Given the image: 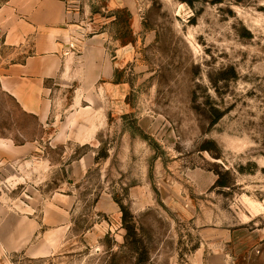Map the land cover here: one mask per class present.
<instances>
[{
    "label": "rangeland",
    "instance_id": "rangeland-1",
    "mask_svg": "<svg viewBox=\"0 0 264 264\" xmlns=\"http://www.w3.org/2000/svg\"><path fill=\"white\" fill-rule=\"evenodd\" d=\"M61 1L84 30L37 95L44 123L0 84V264H212L197 248L230 235L217 264H264V0ZM35 40L0 30V78ZM101 196L134 235L98 237Z\"/></svg>",
    "mask_w": 264,
    "mask_h": 264
},
{
    "label": "crops",
    "instance_id": "crops-1",
    "mask_svg": "<svg viewBox=\"0 0 264 264\" xmlns=\"http://www.w3.org/2000/svg\"><path fill=\"white\" fill-rule=\"evenodd\" d=\"M49 5H52L54 8V13L49 11ZM65 8L66 4L61 0H12L8 6L0 10V30L4 33L6 44L19 46L24 44L26 38L30 35H36L34 53L28 56L23 63L13 64L4 70L0 78V84L5 92L16 99L22 110L36 116L40 124L44 123L42 118L44 115L45 103L40 100L37 95H41L48 90L45 86V81L56 77L62 69L63 56L61 52L66 46L64 37L67 36L69 40L74 31L79 32L84 30L75 23V18L78 14L74 6H72L67 13H65ZM48 14L50 15L49 18ZM51 14H53L54 17H52ZM6 17L9 18V21L5 20ZM14 18L16 21H14ZM66 20L70 25L66 23ZM49 21L55 22L57 28L55 29L56 38L53 44H50V42H47L44 38L47 34L43 31V27H45ZM64 21L66 23L64 24L65 27L62 25ZM80 34L79 36H81ZM40 36L42 37L40 38ZM0 142L6 143L8 140L0 139ZM93 164L94 157L86 155L76 161L70 167V171L78 178L84 177ZM68 198V200L66 199L67 202L72 200L69 196ZM74 202L73 199L70 207H64L65 209L63 212L65 214L73 207ZM96 208L98 212L107 217V221L104 220L107 227H103V224H98L96 229V232L101 233L98 237L104 238L113 230L115 224L122 221V213L119 205L114 202V200L110 199L109 196H101L96 203ZM64 219H66V216ZM65 222L66 221L62 220L59 221L58 224L62 225L65 224ZM253 238H255L254 241ZM251 239L253 243H262L263 235L258 234L256 237H251ZM226 242L224 248L227 249L228 247L230 251H232V235H230ZM236 243H238L237 240ZM246 243H250L249 240ZM218 247L217 239L215 237H209L207 242L198 247L196 251L202 254H205V252L209 255L212 254V264H217L216 255L218 253ZM238 247H240V245ZM219 248H221L220 251L224 249L223 246ZM224 252L227 253V250H224Z\"/></svg>",
    "mask_w": 264,
    "mask_h": 264
},
{
    "label": "trees",
    "instance_id": "trees-1",
    "mask_svg": "<svg viewBox=\"0 0 264 264\" xmlns=\"http://www.w3.org/2000/svg\"><path fill=\"white\" fill-rule=\"evenodd\" d=\"M116 203L119 205L122 212V222L124 228L127 230L128 235H134V228L126 225L128 224V220L132 218L131 213L126 209L124 205H122V203H120L119 201H116Z\"/></svg>",
    "mask_w": 264,
    "mask_h": 264
}]
</instances>
